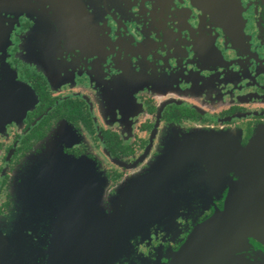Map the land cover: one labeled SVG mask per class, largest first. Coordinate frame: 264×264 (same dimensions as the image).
<instances>
[{
	"label": "flooded vegetation",
	"instance_id": "flooded-vegetation-1",
	"mask_svg": "<svg viewBox=\"0 0 264 264\" xmlns=\"http://www.w3.org/2000/svg\"><path fill=\"white\" fill-rule=\"evenodd\" d=\"M212 7L0 0V231L23 218L39 264L88 220L93 264H167L220 207L215 158L264 127V0H238V29ZM195 132L219 138L206 157ZM139 187L155 205L130 229Z\"/></svg>",
	"mask_w": 264,
	"mask_h": 264
},
{
	"label": "water",
	"instance_id": "water-1",
	"mask_svg": "<svg viewBox=\"0 0 264 264\" xmlns=\"http://www.w3.org/2000/svg\"><path fill=\"white\" fill-rule=\"evenodd\" d=\"M211 2L210 12L214 17L237 27L233 20L239 15L238 0ZM192 136L198 139L193 141L196 143L193 149H197L195 155L200 158L201 151L204 157L208 156V149L217 146L219 139L208 140L198 132ZM227 145L225 152H219L214 160L220 175L219 184L203 187L205 195L221 197L220 207L214 202L206 204L205 208H212V213L194 226L170 254L167 264H264V127L256 130L245 146ZM144 196L145 192L139 187L129 201L130 229L136 223L143 224V212L148 215L153 212L154 199ZM83 222L88 227L77 234L79 242L73 233L56 236L54 246L47 249L46 264H93V255L98 252L95 249L97 221ZM3 228L5 234L0 231V264H10V253L12 257L16 255V264H39L40 253L37 256V251L28 245L25 220L19 219L17 226L5 223ZM133 232H130V239L135 235ZM71 237L77 245L73 246L77 242ZM62 240L70 246L64 245Z\"/></svg>",
	"mask_w": 264,
	"mask_h": 264
}]
</instances>
